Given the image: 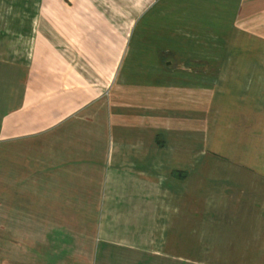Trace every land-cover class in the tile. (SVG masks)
<instances>
[{
    "label": "crops",
    "instance_id": "0c3cea01",
    "mask_svg": "<svg viewBox=\"0 0 264 264\" xmlns=\"http://www.w3.org/2000/svg\"><path fill=\"white\" fill-rule=\"evenodd\" d=\"M0 264H264V0H0Z\"/></svg>",
    "mask_w": 264,
    "mask_h": 264
},
{
    "label": "rangeland",
    "instance_id": "374dc122",
    "mask_svg": "<svg viewBox=\"0 0 264 264\" xmlns=\"http://www.w3.org/2000/svg\"><path fill=\"white\" fill-rule=\"evenodd\" d=\"M209 89H210L209 87H204L205 93H210V91L207 92V90ZM204 105H205V109L211 110V102H205ZM208 151H210V149H208Z\"/></svg>",
    "mask_w": 264,
    "mask_h": 264
}]
</instances>
